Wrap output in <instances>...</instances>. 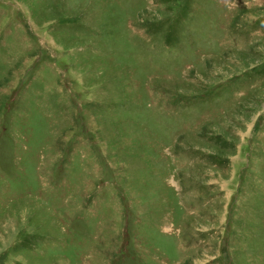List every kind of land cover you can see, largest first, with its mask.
Listing matches in <instances>:
<instances>
[{"label":"rangeland","instance_id":"374dc122","mask_svg":"<svg viewBox=\"0 0 264 264\" xmlns=\"http://www.w3.org/2000/svg\"><path fill=\"white\" fill-rule=\"evenodd\" d=\"M0 264H264V0H0Z\"/></svg>","mask_w":264,"mask_h":264}]
</instances>
